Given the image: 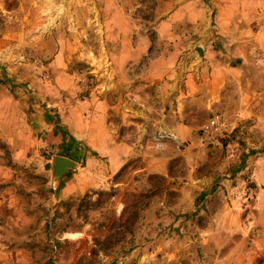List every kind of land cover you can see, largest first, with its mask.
<instances>
[{"label": "rangeland", "instance_id": "obj_1", "mask_svg": "<svg viewBox=\"0 0 264 264\" xmlns=\"http://www.w3.org/2000/svg\"><path fill=\"white\" fill-rule=\"evenodd\" d=\"M253 15H264V0H0V161L38 230L20 264H48L60 251L76 264H202L207 237L196 213L205 206L176 210V191L164 188L189 180L182 158L151 178L154 191L118 195L112 183L125 175H111L108 156L91 147L95 137H78L76 128L93 123L95 106L126 86L157 85L173 69L170 56L197 41L220 47L236 23L250 39ZM237 130L224 149L225 140L240 141ZM230 154L225 177L236 175ZM55 155L77 163L58 183ZM241 177L246 191L251 177ZM163 195L169 202L155 199ZM66 229L86 236L68 241ZM20 241L28 247V237Z\"/></svg>", "mask_w": 264, "mask_h": 264}, {"label": "crops", "instance_id": "obj_2", "mask_svg": "<svg viewBox=\"0 0 264 264\" xmlns=\"http://www.w3.org/2000/svg\"><path fill=\"white\" fill-rule=\"evenodd\" d=\"M253 16L250 39L244 37L245 26L240 30L236 23L229 32L221 31L220 47L208 38L197 41L188 53L170 56L173 69L160 73L157 85L126 86L114 100L95 106L93 123L76 128L78 137H95L91 147L108 156L111 175H125L124 182L119 177L112 183L118 195L154 191L151 178L165 177L171 158H182L189 180L167 182L164 188L176 191L170 202L180 206L176 210L204 204L196 213L204 218L201 230L207 237L202 264H264V15ZM213 114L236 125L242 143L225 140L224 149L221 143L202 142L200 128ZM229 154L238 165L236 175L225 177ZM242 173L251 177L246 191ZM10 175L0 161V264H20L22 248L30 252L31 238L35 248L38 235ZM134 175L138 183L132 182ZM164 197L155 199L169 202ZM64 235L80 242L86 232L66 229ZM22 237L29 238L28 247ZM68 256L60 251L48 264L77 263Z\"/></svg>", "mask_w": 264, "mask_h": 264}, {"label": "built area", "instance_id": "obj_3", "mask_svg": "<svg viewBox=\"0 0 264 264\" xmlns=\"http://www.w3.org/2000/svg\"><path fill=\"white\" fill-rule=\"evenodd\" d=\"M232 125L220 114L210 116L200 128V139L208 144L223 143Z\"/></svg>", "mask_w": 264, "mask_h": 264}, {"label": "water", "instance_id": "obj_4", "mask_svg": "<svg viewBox=\"0 0 264 264\" xmlns=\"http://www.w3.org/2000/svg\"><path fill=\"white\" fill-rule=\"evenodd\" d=\"M77 166L76 161L62 155H55L51 159V168L53 177L58 183L70 169H75Z\"/></svg>", "mask_w": 264, "mask_h": 264}]
</instances>
